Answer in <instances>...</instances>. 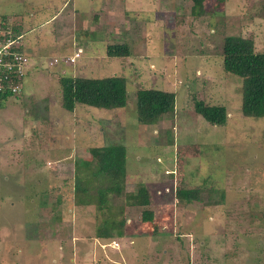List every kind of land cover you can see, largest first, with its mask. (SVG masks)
Returning <instances> with one entry per match:
<instances>
[{
    "label": "rangeland",
    "instance_id": "374dc122",
    "mask_svg": "<svg viewBox=\"0 0 264 264\" xmlns=\"http://www.w3.org/2000/svg\"><path fill=\"white\" fill-rule=\"evenodd\" d=\"M203 4L195 16L189 0H0V26L22 34L32 65L0 109V264H264V118L241 115V81L222 66L229 36L264 53V0ZM116 44L128 57L106 55ZM112 76L125 79L124 108L61 107V77ZM141 89L173 92L174 112L139 122ZM195 101L225 107L226 123ZM108 145L126 149L123 194L143 185L147 207L76 204L75 171ZM121 220L122 237H96Z\"/></svg>",
    "mask_w": 264,
    "mask_h": 264
},
{
    "label": "trees",
    "instance_id": "16d2710c",
    "mask_svg": "<svg viewBox=\"0 0 264 264\" xmlns=\"http://www.w3.org/2000/svg\"><path fill=\"white\" fill-rule=\"evenodd\" d=\"M192 4L191 13L202 14L206 0H189ZM224 2V0H217ZM14 29L12 34L14 35ZM121 44L106 46V55L110 58L128 57L129 53ZM68 57V56H66ZM223 71L236 76L241 81L240 112L245 118H264V53H256L250 39L229 36L222 46ZM62 106L67 112H73L76 105H83L102 110L124 108L127 101L125 79L121 76L105 78H72L61 77ZM21 95V94H20ZM17 97V96H15ZM8 97L0 100V109ZM137 120L145 125H154L169 117L175 110V94L158 89H141L135 96ZM194 111L212 126L226 123L227 113L223 106H208L195 101ZM91 161L86 163V170H77L74 174L73 193L77 205H87L97 195V208L106 207L107 196H124L127 204L132 207H147L149 193L140 185L134 193H124L126 149L122 145H108L91 148ZM98 183L100 186H94ZM93 189V190H92ZM199 197L197 190H178L176 198L188 203ZM109 211L108 205L106 207ZM143 222H152V211L143 210ZM264 220V216H263ZM124 220L115 226L104 221L97 230V238L111 240L123 236Z\"/></svg>",
    "mask_w": 264,
    "mask_h": 264
},
{
    "label": "built area",
    "instance_id": "2783aa9c",
    "mask_svg": "<svg viewBox=\"0 0 264 264\" xmlns=\"http://www.w3.org/2000/svg\"><path fill=\"white\" fill-rule=\"evenodd\" d=\"M0 26V100L20 94L28 70V58L21 51L20 37L14 36L9 28ZM80 51L63 59L66 64L75 62ZM53 65V63H51Z\"/></svg>",
    "mask_w": 264,
    "mask_h": 264
},
{
    "label": "clouds",
    "instance_id": "9594fccd",
    "mask_svg": "<svg viewBox=\"0 0 264 264\" xmlns=\"http://www.w3.org/2000/svg\"><path fill=\"white\" fill-rule=\"evenodd\" d=\"M3 28H8V27H6L5 25H3L2 26ZM10 29V28H9ZM11 30V29H10ZM12 32V31H11ZM14 36H18V37H20V42H22V35H16V34H14ZM23 47L21 46V51H22V53H24V55L28 58V73H29V71H30V68L32 67V65H31V63H30V61H29V58H30V60H31V57L30 56H28L27 54H25V52H23V49H22ZM21 94V93H20ZM17 96V95H16ZM15 97V96H14Z\"/></svg>",
    "mask_w": 264,
    "mask_h": 264
},
{
    "label": "crops",
    "instance_id": "0c3cea01",
    "mask_svg": "<svg viewBox=\"0 0 264 264\" xmlns=\"http://www.w3.org/2000/svg\"><path fill=\"white\" fill-rule=\"evenodd\" d=\"M16 32H18V30L16 29ZM21 34V33H20ZM22 35V34H21ZM25 43V42H24ZM26 45V47H28L29 46V43H27V44H25Z\"/></svg>",
    "mask_w": 264,
    "mask_h": 264
}]
</instances>
